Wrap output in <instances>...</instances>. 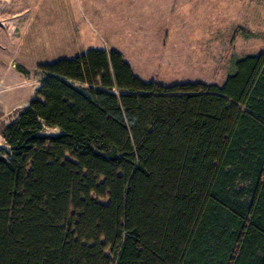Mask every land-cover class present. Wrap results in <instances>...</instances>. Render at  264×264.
Segmentation results:
<instances>
[{
	"label": "trees",
	"instance_id": "1",
	"mask_svg": "<svg viewBox=\"0 0 264 264\" xmlns=\"http://www.w3.org/2000/svg\"><path fill=\"white\" fill-rule=\"evenodd\" d=\"M40 68L2 131L0 264H264V52L222 85L115 49Z\"/></svg>",
	"mask_w": 264,
	"mask_h": 264
},
{
	"label": "rangeland",
	"instance_id": "2",
	"mask_svg": "<svg viewBox=\"0 0 264 264\" xmlns=\"http://www.w3.org/2000/svg\"><path fill=\"white\" fill-rule=\"evenodd\" d=\"M90 48L117 50L144 81L222 85L236 59L264 52V0H0V148L40 66Z\"/></svg>",
	"mask_w": 264,
	"mask_h": 264
}]
</instances>
